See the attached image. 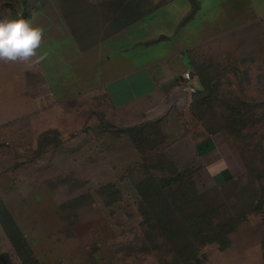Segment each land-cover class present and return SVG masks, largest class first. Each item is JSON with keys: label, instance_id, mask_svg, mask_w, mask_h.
I'll use <instances>...</instances> for the list:
<instances>
[{"label": "rangeland", "instance_id": "1", "mask_svg": "<svg viewBox=\"0 0 264 264\" xmlns=\"http://www.w3.org/2000/svg\"><path fill=\"white\" fill-rule=\"evenodd\" d=\"M187 1L178 31L201 15L202 1ZM172 2L0 0V19L85 52ZM210 5L221 14L229 0ZM248 19L185 51L191 101L165 89L115 109L88 92L55 129L13 138L0 169V264H264V18ZM86 61L90 73L99 59ZM189 199L215 214L210 238L217 221L236 225L218 242L192 240L176 211Z\"/></svg>", "mask_w": 264, "mask_h": 264}, {"label": "crops", "instance_id": "2", "mask_svg": "<svg viewBox=\"0 0 264 264\" xmlns=\"http://www.w3.org/2000/svg\"><path fill=\"white\" fill-rule=\"evenodd\" d=\"M201 1V15L180 31L179 22L191 8L187 0L163 6L130 25L120 38L109 39L85 52L70 50L71 37L55 41L43 32L36 55L25 61L0 60V169L8 160L3 150L13 138H26L28 134L36 138L61 125L67 101H82L86 93L101 91L112 101L113 108L122 109L160 97L165 89L172 99L182 69L188 65L186 50L214 35L215 26L242 27L253 15L264 18V0H229L228 6L221 7V14L210 5L212 0ZM199 21L204 24L202 29ZM147 42L156 43L148 46ZM79 56L84 58L82 66L76 61ZM89 56L99 59L89 68L90 73L86 67ZM191 96L185 94V101ZM161 111L160 107L157 113Z\"/></svg>", "mask_w": 264, "mask_h": 264}, {"label": "clouds", "instance_id": "3", "mask_svg": "<svg viewBox=\"0 0 264 264\" xmlns=\"http://www.w3.org/2000/svg\"><path fill=\"white\" fill-rule=\"evenodd\" d=\"M43 36L40 27L25 19H0V60L25 61L36 55Z\"/></svg>", "mask_w": 264, "mask_h": 264}, {"label": "trees", "instance_id": "4", "mask_svg": "<svg viewBox=\"0 0 264 264\" xmlns=\"http://www.w3.org/2000/svg\"><path fill=\"white\" fill-rule=\"evenodd\" d=\"M193 4H195V0H190ZM153 11V10H152ZM151 12V11H150ZM139 19V18H138ZM137 20L134 19L130 22V24L134 23ZM198 92V91H197ZM198 94V93H196ZM195 94V95H196ZM143 131V129L141 128H135L131 131ZM178 210H176L178 212V216L177 219L180 220L181 222V226L183 228H185V230L187 231V233L190 235L192 240L195 241H202L204 243H210V242H218L215 241L216 237H223V229H226L227 227L231 226V230L234 228V226L236 225L234 221V218L228 220V221H224V222H216V226L214 227V229H217V231H215V233L212 235V237L210 238V235H208V230L209 229V225H212V223L215 221V214L213 213V211L206 209V208H202L201 206H197L195 204V201H193L192 199L187 200L186 202H184V204L177 208ZM157 217V216H156ZM13 224V223H12ZM14 225V224H13ZM5 229L8 232L7 227L4 225ZM15 227V225H14ZM230 230V231H231ZM206 236L207 239H204ZM209 238V239H208ZM11 240L13 241V239L11 238ZM29 251V255H31V251L28 249ZM37 264V263H36Z\"/></svg>", "mask_w": 264, "mask_h": 264}, {"label": "built area", "instance_id": "5", "mask_svg": "<svg viewBox=\"0 0 264 264\" xmlns=\"http://www.w3.org/2000/svg\"><path fill=\"white\" fill-rule=\"evenodd\" d=\"M192 78L190 72L185 71L181 75V80H179L177 92L185 100V94L192 95L196 92V88L193 85Z\"/></svg>", "mask_w": 264, "mask_h": 264}]
</instances>
